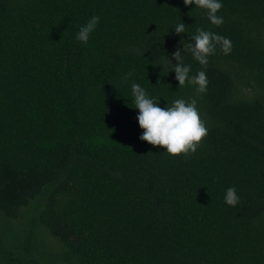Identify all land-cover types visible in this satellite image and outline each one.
<instances>
[{"label":"trees","instance_id":"obj_1","mask_svg":"<svg viewBox=\"0 0 264 264\" xmlns=\"http://www.w3.org/2000/svg\"><path fill=\"white\" fill-rule=\"evenodd\" d=\"M221 3L216 26L184 0H0V264H264V0ZM198 28L233 45L182 50L205 93L173 70ZM133 82L197 100L196 153L139 139Z\"/></svg>","mask_w":264,"mask_h":264},{"label":"clouds","instance_id":"obj_2","mask_svg":"<svg viewBox=\"0 0 264 264\" xmlns=\"http://www.w3.org/2000/svg\"><path fill=\"white\" fill-rule=\"evenodd\" d=\"M193 3L196 7L207 10L208 19L213 25L220 26L224 23L223 17L217 15L223 7L221 0H184L186 6ZM99 21V16H93L80 27L77 39L87 43ZM174 29L177 34L185 33V23H179ZM188 41V43H183V49L178 48L172 53V57L177 61L173 69L175 79L178 80L180 87L184 86L187 81L197 86V93H205L209 84L206 72L200 70L195 75H191V65L184 63L182 50L190 51L193 58L206 67L208 57L216 54L217 46L225 55H228L233 45L229 38L203 28H198L195 34L190 35ZM131 74L129 72L124 79L127 81ZM131 93L134 106H129L139 109L137 119L140 127L144 129L139 137L140 140L147 141L154 146H161L173 156L180 154L187 156L196 153L201 142L208 135L209 128L207 121L202 118L195 98L176 99L171 106L161 107L159 99L150 97L138 83L131 84ZM239 200L240 197L235 187H229L225 195L226 204L235 206Z\"/></svg>","mask_w":264,"mask_h":264}]
</instances>
